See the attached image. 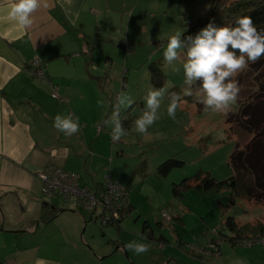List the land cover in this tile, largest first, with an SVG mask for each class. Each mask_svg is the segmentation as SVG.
<instances>
[{"label":"rangeland","instance_id":"obj_1","mask_svg":"<svg viewBox=\"0 0 264 264\" xmlns=\"http://www.w3.org/2000/svg\"><path fill=\"white\" fill-rule=\"evenodd\" d=\"M195 1L163 0L159 3L160 8L156 6L157 2L152 1L150 6L146 4L145 9H142L141 4L139 9L143 10L142 13L136 11L130 18L128 40L119 38L112 45L107 42L100 44L102 51L111 49L113 60L111 65L100 67L105 54L96 55L98 69L94 68L93 71L103 78L104 89L100 91L97 87L99 94L95 92L92 95L86 91V85L80 87L89 104L93 99L97 101L84 112L88 121L93 119L95 112H101L99 99L104 105L103 116L102 112L100 117L98 115L101 118L97 123L100 128L96 123L93 124V136L96 147L108 152L107 160L95 156L92 160L97 163V169L106 171V176L111 173V181L128 186L134 208L125 215L119 230L113 226H103L95 218L87 222L84 230L81 226V236L92 239L94 248L111 246L112 241L120 240L121 237L126 245L129 242L145 243L148 251L144 253L137 254L127 248V260L131 261L130 252L134 260L144 261L142 264L161 263V260L162 264H235L238 259L245 260L246 264H264V244L241 243L233 246L221 240L219 246L215 247L209 242L211 238H218L213 229L221 228V222L227 216H233L240 224L245 221H264L263 199L232 203L227 189L215 193L194 186L186 188L178 198L172 196V184L192 176L198 170L207 171L218 180L231 175L229 156L236 143L243 145L250 136L241 128L238 130L235 122L227 119L237 112L239 102L244 105L252 99L255 101L257 96L263 98L264 102V60L257 65L259 59L249 62L246 68L234 74L232 79L238 82L239 93L236 101L224 111H214L201 103L204 93L197 83L192 86L191 96L183 94V89L187 87L182 67L184 51L171 64L164 60L163 53L168 38L176 31H183L187 20L203 15L211 4V0H199L194 5ZM120 30L124 34L125 26ZM150 65L158 67L164 75L161 86L164 97L158 110L160 118L146 133L139 134L135 130V119L145 108L147 91L156 88L150 82ZM79 76L80 73L72 75V81L84 83L80 78L82 76ZM93 79V84H97L96 78ZM121 92L129 94L135 103L123 113L127 118L122 123L125 120L129 122L127 135L113 140L110 117ZM172 94L180 96L175 119L167 114ZM111 99L113 107L110 106ZM101 124L109 127H102ZM87 129L90 130V125ZM111 148L121 154L110 153ZM169 158L183 163L165 175L159 174L157 167ZM74 172L80 174L79 181L83 184L86 175L83 171ZM51 199L61 201L58 197ZM79 208L86 214V210L81 206ZM163 213L175 217L170 216L167 220L162 217ZM145 221L149 226L142 235Z\"/></svg>","mask_w":264,"mask_h":264},{"label":"crops","instance_id":"obj_2","mask_svg":"<svg viewBox=\"0 0 264 264\" xmlns=\"http://www.w3.org/2000/svg\"><path fill=\"white\" fill-rule=\"evenodd\" d=\"M152 1L158 8L163 2L46 0L47 7L41 5L32 13L33 24L22 28L7 16L12 0H0V264L144 262L134 260L130 252L131 261L127 260L122 237L111 246L94 248L92 239L81 236V226L87 227L86 214L72 199L55 202L43 196L38 172L53 165L80 178L74 170L83 171L85 181L78 182L88 187L111 180V173L106 176L92 160L94 156L107 160L108 152L96 147L93 136V124L98 125L101 112L103 116V101L98 100L101 112L88 121L84 112L97 101L89 104L80 87L86 85L92 95L99 92L92 82L101 76L93 71L98 69L96 55L105 54L100 67L113 63L111 49L102 51L100 44L128 40L131 16L142 13L141 4L145 9ZM34 58L41 61L46 80L27 74L25 66ZM76 73L84 83L72 81ZM54 91L56 96H52ZM69 113L79 117L80 130L65 135L54 128L53 121L57 114ZM109 152L121 154L113 148ZM130 203L131 211L134 201ZM42 213L51 218L41 220ZM152 264H162V260Z\"/></svg>","mask_w":264,"mask_h":264},{"label":"clouds","instance_id":"obj_3","mask_svg":"<svg viewBox=\"0 0 264 264\" xmlns=\"http://www.w3.org/2000/svg\"><path fill=\"white\" fill-rule=\"evenodd\" d=\"M41 5L47 7L46 0H12L7 8V16L22 28H28L33 24L32 13ZM185 31H176L168 38L164 60L171 64L179 59L183 50L185 59L182 67L184 83L187 85L183 94L191 96L192 86L199 81L204 93L201 103L214 111L226 110L236 101L239 93L238 82L232 79L234 74L246 68L249 62L264 56V29H258L250 15H242L230 25H217L209 21L195 35L183 36ZM163 97V88H150L147 91L144 97L145 108L134 122L137 133H146L160 118L158 110ZM179 100L177 94L170 97L167 114L172 119L176 118ZM134 103L126 92L118 94L116 107L110 117L113 140L127 135V129L122 123L127 117L123 113ZM53 126L65 135L78 133L79 117L72 113L66 116L57 114ZM126 247L137 254L148 251V245L140 242H129ZM235 264H246V261L238 259Z\"/></svg>","mask_w":264,"mask_h":264},{"label":"trees","instance_id":"obj_4","mask_svg":"<svg viewBox=\"0 0 264 264\" xmlns=\"http://www.w3.org/2000/svg\"><path fill=\"white\" fill-rule=\"evenodd\" d=\"M242 15H250L258 29H264V0H211L209 8L203 15L187 20L186 31L183 33V36L195 35L209 21H213L217 25L234 24L235 20ZM263 60L264 56H261L257 65ZM40 64L42 68V63ZM149 70L150 82L156 88H161L164 81V75L161 73V70L153 65L149 66ZM95 78L99 90L103 91V78L101 76H95ZM196 83L199 84V81ZM255 101L252 99L244 105L239 102L237 112L227 119L229 122H235L238 130L241 128L250 136L243 145L236 143V147L229 156L228 166L231 175L226 179L218 180L209 172L198 170L192 176L172 184L173 198L182 196L186 188L194 186L202 191H213L215 193L222 189H227L230 191L232 203L246 201V199L264 200V102H262L263 98H260V96H257ZM111 104L113 105V103ZM128 125V120H125L123 127L128 129ZM182 163V161L175 158H169L159 164L157 171L159 174L165 175L172 168L179 167ZM96 186L98 189L102 188V184ZM123 187L127 191V196L125 197L127 206L124 209L122 208L117 217L112 216L113 220L111 222L102 224L103 226L109 225L119 230L121 221L130 211L132 205L129 199L128 186ZM170 216L168 214L167 220L175 217ZM50 218L49 214L42 213L41 215V220H48ZM95 218H99L96 211L86 210L85 223L90 220L94 221ZM176 218L179 217L176 216ZM148 226L145 221L143 223L142 235L145 234ZM213 232L218 234V238L216 240L211 238L209 242L215 247L219 246L221 240L228 241L233 246L241 243L248 244L246 242L250 239L257 240L260 237H264V221H245L240 224L233 216H227L223 223L221 222V228L215 227ZM118 241L114 240L112 244ZM251 244H256V242H252Z\"/></svg>","mask_w":264,"mask_h":264},{"label":"built area","instance_id":"obj_5","mask_svg":"<svg viewBox=\"0 0 264 264\" xmlns=\"http://www.w3.org/2000/svg\"><path fill=\"white\" fill-rule=\"evenodd\" d=\"M38 58L32 59L25 67L29 76L47 79L41 68ZM56 96V92L52 93ZM39 179L42 185V194L45 197H58L61 199H72L83 209L97 212L101 224H106L113 220L112 216L117 217L127 206V191L118 181H106L101 189L97 187L81 186L78 182L79 176L75 173L62 170L53 165H47L39 170ZM126 194V196H125ZM162 215H166L163 213ZM163 216V217H164ZM112 217V218H111ZM168 219V216L164 217ZM252 242L264 244V237L250 239Z\"/></svg>","mask_w":264,"mask_h":264},{"label":"water","instance_id":"obj_6","mask_svg":"<svg viewBox=\"0 0 264 264\" xmlns=\"http://www.w3.org/2000/svg\"><path fill=\"white\" fill-rule=\"evenodd\" d=\"M82 230H84V227L82 228Z\"/></svg>","mask_w":264,"mask_h":264}]
</instances>
